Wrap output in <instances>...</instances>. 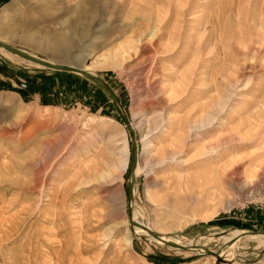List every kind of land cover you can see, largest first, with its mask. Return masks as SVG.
<instances>
[{
    "label": "rangeland",
    "instance_id": "374dc122",
    "mask_svg": "<svg viewBox=\"0 0 264 264\" xmlns=\"http://www.w3.org/2000/svg\"><path fill=\"white\" fill-rule=\"evenodd\" d=\"M33 1L0 0V22L6 8L15 27L66 23L70 45L53 59L4 43L84 58L116 100L0 50V264H264L248 237L264 231V0ZM108 136L109 178L62 191Z\"/></svg>",
    "mask_w": 264,
    "mask_h": 264
},
{
    "label": "bare ground",
    "instance_id": "6f19581e",
    "mask_svg": "<svg viewBox=\"0 0 264 264\" xmlns=\"http://www.w3.org/2000/svg\"><path fill=\"white\" fill-rule=\"evenodd\" d=\"M12 3L16 4L18 6L19 5L24 6L22 8L19 6V8L17 9L18 13L20 11L22 13H24L28 10H32L31 7H33L34 9H37L36 7L38 5L33 0H13ZM33 3H34V5L32 6ZM70 8L75 9L74 6L70 7ZM76 8L78 9V7H76ZM16 15H17L16 11L7 12L6 8H5V10H3L2 19L0 22V25H1L0 27H2L6 21H8V22L10 21L12 23L9 26H3V27H5V33H3L4 37L0 36L1 42L4 43V41H7V42H10V44H13L14 42L15 43L16 42L22 43V44L26 45L31 51H36V50L42 51V52H45L47 55L52 56L53 59H55V58L58 59L61 57V55H63L65 49L70 45L67 40L74 38V33H73V31H71L72 29L70 30V27L66 26V23H63V25H61L60 30H55L54 33H44V34L39 29H35L36 26L33 25V22H29V21L26 22L25 24L20 23V25L18 27H15L16 21H14V20L16 18ZM125 49L120 48V50L115 55H113V53H112L110 60H108V61L113 65H117V62H118V64H119L118 66H120V63H119V61H117V58L118 59L120 58V57H118V55H121L122 57L127 55V54L125 55V53L128 51H125ZM128 49H130V48H128ZM0 50H4L3 47L0 46ZM3 52L6 53L7 55H8V52L11 53L8 50L3 51ZM26 53L29 54L30 56H33L31 52H26ZM11 54H13V53H11ZM62 58H64V57H62ZM128 58L129 57L127 55V59ZM83 59L84 58H82V61L78 65V68H79V70L86 72L89 70V67L86 66ZM127 59H125V61ZM26 61H27V63L29 62V64L32 63V64H35L37 66L41 65V63H39V62H35V61L29 60V59ZM121 61L123 62L124 60L121 59ZM63 62H65V61H63ZM50 63H52V64L62 63V61H54V62H50ZM41 66H43V64ZM112 140H113V136L112 137L108 136V137L102 138L98 142V144H100V145L103 144V146L101 148L99 147L100 145L99 146L96 145L97 147L100 148L99 153H96V155L94 157H92L89 160V162H87L84 169L82 167V170L78 171V173L76 174V179L74 177L72 180H70V182L64 187V190H62V191H65L67 188L74 187L73 183L75 181H76V184L79 185L78 187H80V186L86 187V186H89V184L92 182L97 183V182H101L103 179H106L105 177L109 178V175H111L113 169L119 165V160L117 161L115 158H113V155H112L113 149L110 147V144H109ZM94 146H95V144H94ZM124 150H125V148H124ZM126 150H127V151H125L126 156L124 158L125 160H124L123 164H121V165H123V169H125L127 167V164H128L129 153H128V149H126ZM122 152H124V151H122ZM137 171H138V168H137ZM246 183H248V182H246ZM246 183H245V185H247ZM141 223H143V222H141ZM145 226H147V225H145ZM147 227L150 229L149 226H147ZM134 228L136 231V232L135 231L134 232L136 234L147 233V231L142 229L140 226H135ZM234 234L238 236L240 234V232H235ZM233 237H235V236H233ZM248 237L249 238L257 237L261 241V243L259 242L260 245L263 244V242H264V234L263 235H261V234H250ZM150 238L155 240L157 243L161 242L162 240H165V241L171 240L175 244H177L179 241V240L177 241L176 239H174L172 237H166V236H160V240L162 239L161 241L157 238H153V237H150ZM126 242L130 243V239L128 238L126 240ZM177 245H179V244H177ZM221 253H222V250H221Z\"/></svg>",
    "mask_w": 264,
    "mask_h": 264
},
{
    "label": "water",
    "instance_id": "95a60500",
    "mask_svg": "<svg viewBox=\"0 0 264 264\" xmlns=\"http://www.w3.org/2000/svg\"><path fill=\"white\" fill-rule=\"evenodd\" d=\"M0 46L6 48L7 50L11 51V52H14L20 56H22L23 58L25 59H29V60H32V61H35V62H39L41 64H43L44 66H48V67H51V68H56V69H62V70H70V71H75V70H79L77 68H75L74 66H71V65H66V64H61V63H55V64H52L50 62H45L43 60H39V58H34L33 56H30L29 54H27L26 52H24L23 50L19 49V48H16V47H13L9 44H6V43H3L0 41ZM81 71V70H79ZM85 76H87V78H89L90 80H92L93 82H95L96 84H98L99 86H102L103 88H105L107 90V92L111 95V97L116 100V97L115 95L113 94L111 88L103 81L101 80L100 78L98 77H95V76H91L89 73L87 72H84V71H81ZM124 122L125 124L127 125L128 129H129V132H130V136H131V139L132 141L134 140V132L132 130V127L128 121L127 118L124 119ZM133 159L135 160V155L133 154ZM128 193L130 195V189H131V186L128 187ZM131 203V197H129V205ZM136 225L137 226H140L142 229L146 230V231H149L151 232V230H149V228L143 224H140L138 222H136ZM153 234V236L155 238H158L160 239V236L151 232ZM248 233V231H244L242 233H240L238 236L236 235L235 238L237 237H240V236H243V235H246ZM253 234H264V231L263 232H251ZM219 256V255H218Z\"/></svg>",
    "mask_w": 264,
    "mask_h": 264
},
{
    "label": "built area",
    "instance_id": "2783aa9c",
    "mask_svg": "<svg viewBox=\"0 0 264 264\" xmlns=\"http://www.w3.org/2000/svg\"><path fill=\"white\" fill-rule=\"evenodd\" d=\"M25 86H26V85L23 83V85H21L20 88H25Z\"/></svg>",
    "mask_w": 264,
    "mask_h": 264
}]
</instances>
